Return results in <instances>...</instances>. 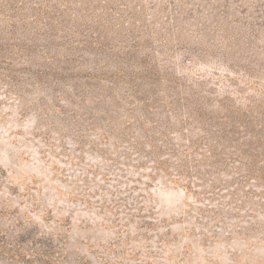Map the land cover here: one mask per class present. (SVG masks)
<instances>
[{"label":"rangeland","instance_id":"obj_1","mask_svg":"<svg viewBox=\"0 0 264 264\" xmlns=\"http://www.w3.org/2000/svg\"><path fill=\"white\" fill-rule=\"evenodd\" d=\"M256 118L264 0H0V264H264Z\"/></svg>","mask_w":264,"mask_h":264},{"label":"trees","instance_id":"obj_2","mask_svg":"<svg viewBox=\"0 0 264 264\" xmlns=\"http://www.w3.org/2000/svg\"><path fill=\"white\" fill-rule=\"evenodd\" d=\"M244 121L231 120L232 127L230 129L225 128L205 134L207 136L206 140L204 139L205 145L209 151V158L215 159L217 163L220 162L219 165L224 162L242 164L239 171L240 177L237 179L244 182L255 179L258 183H263L264 187V121L261 122L260 118H256V120L251 119L243 124ZM243 125L245 128L241 127ZM258 128L260 129L257 130ZM223 132L224 135L221 134ZM225 135L230 138H226ZM231 135L239 137L243 135L244 138L249 137V139L244 142H241L239 138L231 140ZM220 139H222L221 142ZM222 141L227 145L219 147ZM193 173L200 177L204 176L200 169ZM262 192L264 193V190Z\"/></svg>","mask_w":264,"mask_h":264}]
</instances>
